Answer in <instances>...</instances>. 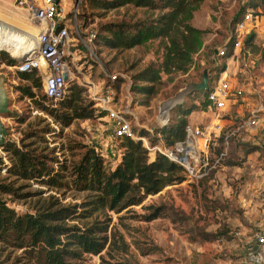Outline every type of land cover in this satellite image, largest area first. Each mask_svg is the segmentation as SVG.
I'll list each match as a JSON object with an SVG mask.
<instances>
[{"label":"rangeland","instance_id":"rangeland-1","mask_svg":"<svg viewBox=\"0 0 264 264\" xmlns=\"http://www.w3.org/2000/svg\"><path fill=\"white\" fill-rule=\"evenodd\" d=\"M244 3L243 0H203L191 21L205 31L202 47L194 55L192 66L185 73L163 74L158 93L148 100L130 90L131 77L161 55L158 42L122 51L110 50L95 42L93 56L86 55L84 50L81 52L82 60L86 61L83 67L97 87H91V90L85 87L87 97L92 99V91L103 93L111 90L116 108L129 118L131 128L147 129L150 136L154 135L151 134L154 128L161 126L160 121L168 106H171L170 110L175 105L183 110L192 108L193 103L197 107L193 106L191 113L185 116L187 123L202 126L218 122L223 131L234 130L252 101L264 103V8L258 10L259 21L256 30L250 32L254 35L249 43H242L236 50L229 49L226 56L217 60H211L209 55L229 37L231 21ZM64 12L76 13L83 28L94 29L97 33L104 24L131 21L149 14L133 6L108 11L92 9L88 0H66ZM20 20L26 28L36 30L19 0H0V52L14 59L15 64L27 52L26 43L21 38L24 42L19 41L20 52L12 53L19 47V44L13 45L18 41L15 34L23 36L20 35L23 30L19 26ZM4 40L11 43L5 44ZM1 61L2 58L0 73L6 77L4 87L8 96V112L0 115L7 129L4 141H18L25 123L33 120L34 116L44 115L17 90V85L24 82L18 78L13 65ZM204 71L212 75L224 73L231 82V99L222 111L204 105L200 101L203 92L177 99L187 83L200 81ZM106 72L114 75L115 81L109 80ZM176 110L172 116L176 115ZM15 115L24 117L25 122L19 123ZM51 126L58 129L53 123ZM112 129L109 117L96 112L94 118L78 119L64 127V137L56 138L55 144L64 145V154L68 158L70 151L67 148L71 145L94 146L103 155L106 165L113 167L119 160L120 150L119 140L112 136ZM221 133L216 139L222 137ZM262 139L263 132L235 133L229 138L222 159L216 154V146H209L201 154L200 159L206 162L201 177L190 178L184 174L185 179L181 183L166 186L159 193L148 195L140 204L119 213L110 212L111 225L128 244L127 253L111 251V256H108L104 250L100 255L87 254L83 256V264H248L247 251L255 247L254 233L264 232V200L259 199L264 184ZM163 144L158 140L155 145ZM0 156L7 163L1 147ZM3 176L4 169L0 168V179ZM34 189H37L36 185L21 191ZM86 194L65 191L56 196L63 203L74 204L80 203ZM0 198L19 213L30 211L35 201L33 196L16 199L0 194ZM149 206H160L163 212L158 218L146 221L143 217L150 212ZM0 253L5 256V253Z\"/></svg>","mask_w":264,"mask_h":264},{"label":"trees","instance_id":"trees-1","mask_svg":"<svg viewBox=\"0 0 264 264\" xmlns=\"http://www.w3.org/2000/svg\"><path fill=\"white\" fill-rule=\"evenodd\" d=\"M88 2L92 9L104 11L133 6L149 12L131 21L104 24L99 33L93 29L96 33L94 42L110 50H129L158 42L161 55L131 77L130 90L142 95L144 100L158 93L163 74L185 73L202 47L205 31L191 21L203 0ZM262 8L264 0H246L241 4L238 10L241 13L238 15L237 12L231 21L229 36L245 12L250 10L259 14L258 10ZM253 35L248 34L243 44L249 43ZM232 41L233 36L229 39L230 45ZM0 58L7 65L15 64V60L3 52H0ZM17 73L24 82L17 85V90L29 98L34 109L44 117L34 116L25 123L18 141L8 139L0 146L7 159L5 163L0 156V168L4 169L0 194L16 199L35 197L31 210L23 213L15 211L0 198V251L5 253V256L0 253V264H83V256L87 254L100 255L104 250L108 256L111 251L127 253L128 244L111 225L109 213H119L140 204L148 195L157 194L166 186L181 183L185 179L184 168L160 152L149 160L142 141L127 135L117 138L120 156L113 167L106 165L96 147L87 144L69 146L68 158L64 154V145L55 144L56 138L64 137V127L78 119L94 118L96 112H105L87 97L86 88L75 81H67L64 95L54 100L45 95L36 69ZM193 106L197 107L193 103L192 108L182 110L175 105L169 111L167 124L154 128L152 136L144 128L132 130L138 137H146L151 145L160 140L164 144L159 146L170 147L184 139L185 116L191 113ZM174 109H177L176 117L172 116ZM15 116L19 123L26 120ZM217 140L216 154L219 156L224 138ZM31 185H36L37 189L21 191ZM65 191L87 194L80 203L70 204L56 196ZM148 209L150 212L143 217L146 221L158 218L163 212L160 206H149Z\"/></svg>","mask_w":264,"mask_h":264},{"label":"built area","instance_id":"built-area-1","mask_svg":"<svg viewBox=\"0 0 264 264\" xmlns=\"http://www.w3.org/2000/svg\"><path fill=\"white\" fill-rule=\"evenodd\" d=\"M65 3L66 0H59L57 4L53 0H19V4L26 9L31 23L36 26V33L31 51L23 54L13 68L19 72L36 69L41 77L45 95L54 100L64 95L67 81H75L90 90L91 87L97 88L91 81L90 74L85 71L83 65L86 61L82 60L81 56L82 50L90 57L94 55L96 33L91 28H82L77 21L76 13L64 12ZM258 21V14H253L250 10L245 12L235 24L231 36L211 53L209 58L217 60L226 56L229 49H238L246 36L256 30ZM232 36L233 41L230 45L229 39ZM223 74L212 75L208 72L206 93L200 94V101L217 111L224 110L231 99L232 85ZM105 76L115 81V76L111 73L106 72ZM195 94L196 92L191 93V96ZM111 95V90L103 93L92 91L90 97L112 121V136L117 139L127 135L133 139H140L143 146L151 151L149 160L154 159L156 152L163 153L169 160L182 166L190 178H199L204 174L206 162L200 159L201 154L205 153L209 146H218L216 136H219L221 132L224 138V149L218 158L225 157V147L228 145L229 138L235 133L263 132L262 140L264 141V103L262 101L254 100L248 105L245 116L239 120L234 130L225 132L218 122H209L202 126L187 123L183 140L176 141L170 147H162L151 145L146 137H138L133 132L129 118L116 108ZM170 107L168 106L163 113L161 126L166 125L169 120ZM259 199L264 200V184ZM253 240L255 247L247 251L248 264H264V232H255Z\"/></svg>","mask_w":264,"mask_h":264},{"label":"water","instance_id":"water-1","mask_svg":"<svg viewBox=\"0 0 264 264\" xmlns=\"http://www.w3.org/2000/svg\"><path fill=\"white\" fill-rule=\"evenodd\" d=\"M53 1L55 4L59 2V0H53ZM64 78L67 79V76L64 75ZM5 80L6 77L4 76V74L0 73V115L8 112V96H7V91L4 87ZM208 81H209L208 72L204 71L202 73L201 80L198 82L187 83L184 89L181 90L180 93L178 94L177 99L179 100L181 97H184L185 95L194 92L200 93L206 91L208 87ZM6 135H7V129L0 118V146L4 143V139Z\"/></svg>","mask_w":264,"mask_h":264},{"label":"bare ground","instance_id":"bare-ground-1","mask_svg":"<svg viewBox=\"0 0 264 264\" xmlns=\"http://www.w3.org/2000/svg\"><path fill=\"white\" fill-rule=\"evenodd\" d=\"M19 26H21V28L23 29L22 31L25 32L24 38H23L24 41L27 38L26 42H24V43H26L25 49L27 50V52H30L32 47H33L34 35L36 33V30H35V28H32V27L29 28L28 26L26 28L24 22H21V20L19 21Z\"/></svg>","mask_w":264,"mask_h":264},{"label":"crops","instance_id":"crops-1","mask_svg":"<svg viewBox=\"0 0 264 264\" xmlns=\"http://www.w3.org/2000/svg\"><path fill=\"white\" fill-rule=\"evenodd\" d=\"M14 29H16V28L14 27ZM16 30H17V29H16ZM18 31H19V30H18ZM14 33H15V32H14ZM21 34H23V36H21V37H20L18 34H15V37H16V39H17L18 41H15L16 43H14L13 45L18 46L20 40H21V43L24 42V41H22L21 38H24V34H25V32L21 30V31H20V35H21ZM26 40H27V38H26ZM26 40H25V42H26ZM2 41H3V40H2ZM4 42H5V44H6V43H11V41L9 42V41H6V40H4ZM21 43L19 44V47L17 48L18 51H15V50L12 51L13 54H18V53L20 52L19 49H21V47H20V46H21ZM0 47H1V46H0ZM10 51H11V49H10ZM21 55H22V54H21Z\"/></svg>","mask_w":264,"mask_h":264}]
</instances>
